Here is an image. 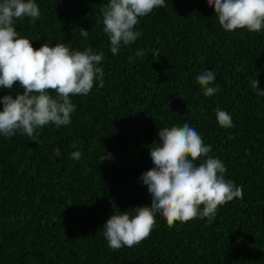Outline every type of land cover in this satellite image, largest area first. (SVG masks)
Wrapping results in <instances>:
<instances>
[{
  "label": "trees",
  "instance_id": "16d2710c",
  "mask_svg": "<svg viewBox=\"0 0 264 264\" xmlns=\"http://www.w3.org/2000/svg\"><path fill=\"white\" fill-rule=\"evenodd\" d=\"M107 2L36 0L40 19L16 21L35 49L48 42L103 52L104 87L95 81L90 94L71 97V123L39 129V145L19 132L0 136V264H264V96L250 86L256 78L264 90V30L226 32L207 0H165L140 18L141 36L112 55L101 22ZM204 70L220 89L211 97L196 82ZM23 91L17 82L0 97ZM217 108L233 127L218 124ZM184 123L212 146L243 198L219 206L211 222L170 227L157 214L142 243L111 250L104 223L151 204L140 180L154 167L149 146L159 128ZM76 150L79 161L70 157Z\"/></svg>",
  "mask_w": 264,
  "mask_h": 264
},
{
  "label": "clouds",
  "instance_id": "9594fccd",
  "mask_svg": "<svg viewBox=\"0 0 264 264\" xmlns=\"http://www.w3.org/2000/svg\"><path fill=\"white\" fill-rule=\"evenodd\" d=\"M207 5L214 8L215 17L226 32L264 30V0H207ZM165 7V0H108L101 8V22L112 55L141 36L136 30L140 18ZM40 16L36 0H0V88L11 90L18 82L24 90L15 97H0V136L11 138L19 132L37 145L42 143L39 129L49 124L60 128L71 123V115L76 111L71 97L90 94L95 81L104 87V71L99 66L103 52L97 53L91 46L80 51L65 43L52 46L48 42L35 49L28 38L20 35L15 27L17 20L27 18L34 24ZM77 31L88 38L89 31L73 29L74 33ZM144 55L143 49L135 52L136 57ZM215 80L212 70L196 76L205 97L220 90L218 85L211 86ZM250 86L257 96H264L258 79L251 80ZM215 112L221 127L234 126L226 111L217 108ZM158 136L159 142L149 146L154 167L140 177L147 186L151 204L131 208V212H113L102 227L107 246L113 251L137 246L147 239L156 225L157 214L170 227L177 221L186 223L197 218L211 222L219 206L243 198L242 186L225 178L224 163L210 155L212 146L204 143L195 128L187 123L159 128ZM70 147L76 149L77 145L73 142ZM54 153L56 157L61 155L59 148ZM70 157L79 161L82 153L76 150Z\"/></svg>",
  "mask_w": 264,
  "mask_h": 264
}]
</instances>
